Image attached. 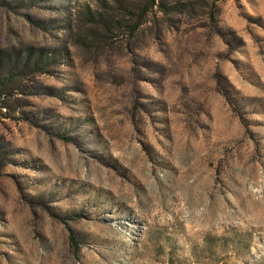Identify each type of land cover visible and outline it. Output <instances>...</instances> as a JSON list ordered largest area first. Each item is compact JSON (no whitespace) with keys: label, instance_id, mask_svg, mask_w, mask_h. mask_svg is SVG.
<instances>
[{"label":"rangeland","instance_id":"obj_1","mask_svg":"<svg viewBox=\"0 0 264 264\" xmlns=\"http://www.w3.org/2000/svg\"><path fill=\"white\" fill-rule=\"evenodd\" d=\"M258 181L264 0H0V264H264Z\"/></svg>","mask_w":264,"mask_h":264},{"label":"clouds","instance_id":"obj_2","mask_svg":"<svg viewBox=\"0 0 264 264\" xmlns=\"http://www.w3.org/2000/svg\"><path fill=\"white\" fill-rule=\"evenodd\" d=\"M247 191L249 194H251L254 199L264 201V181L248 183ZM178 211L186 227L190 229L195 227V231L208 230L209 225L203 222V218L206 214L205 208H189L185 202L181 201L179 204ZM252 251L255 255V248H253Z\"/></svg>","mask_w":264,"mask_h":264}]
</instances>
